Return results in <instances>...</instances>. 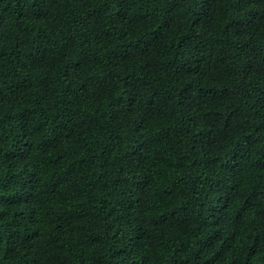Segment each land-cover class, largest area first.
Masks as SVG:
<instances>
[{"label": "trees", "instance_id": "1", "mask_svg": "<svg viewBox=\"0 0 264 264\" xmlns=\"http://www.w3.org/2000/svg\"><path fill=\"white\" fill-rule=\"evenodd\" d=\"M0 264H264V0H0Z\"/></svg>", "mask_w": 264, "mask_h": 264}]
</instances>
